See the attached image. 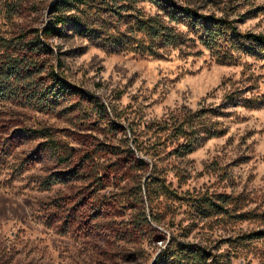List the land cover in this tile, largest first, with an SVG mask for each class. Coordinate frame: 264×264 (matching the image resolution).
<instances>
[{
  "label": "rangeland",
  "instance_id": "rangeland-1",
  "mask_svg": "<svg viewBox=\"0 0 264 264\" xmlns=\"http://www.w3.org/2000/svg\"><path fill=\"white\" fill-rule=\"evenodd\" d=\"M71 1L0 0V59L39 30L53 50L42 76L84 91L47 111L0 100V264H264V55L231 29L264 34V0H175L209 17L197 23L143 0ZM58 15L94 32L46 34ZM156 17L182 42L139 30ZM203 108L229 113L191 149L153 126ZM90 203L108 207V233L64 232V212L93 216Z\"/></svg>",
  "mask_w": 264,
  "mask_h": 264
},
{
  "label": "trees",
  "instance_id": "trees-1",
  "mask_svg": "<svg viewBox=\"0 0 264 264\" xmlns=\"http://www.w3.org/2000/svg\"><path fill=\"white\" fill-rule=\"evenodd\" d=\"M121 1H139V0H121ZM148 1L160 9L166 12V17L172 21L179 23L184 17H189L193 21L202 22L209 19L208 16L199 14L191 7L180 5L175 0H143ZM71 0H57L53 8L55 11L60 10V5H72ZM201 19V20H200ZM219 23H225L223 18L217 19ZM75 25L79 26V31H85L87 33H93L94 31L88 28H83L76 19L69 18V16L58 15L53 24L51 23L45 31L60 33L61 29L58 25ZM234 37L244 38L254 45V51L261 52L264 55V34L248 32L243 33L238 31L236 27L231 26ZM140 31H146L150 36L151 41L155 42L161 39L164 44L177 45L182 42L183 34L176 31L173 27L165 23L164 20L159 17L144 21L139 29ZM35 35L32 39L27 38L28 33H23L13 44H8L10 55H3L0 59V100H15L22 101L24 105H34L42 111L51 109L59 99L64 95L80 94L84 91L76 85H72L67 82L60 74L55 72L54 68L49 69L46 75L42 76V73L47 69V60L40 59L42 55L53 52L48 44L42 42L40 31H35ZM221 35L217 29L210 28L204 31L201 36L203 43L212 48L217 45V39ZM116 40L115 42H117ZM120 41H118L119 43ZM256 46V47H255ZM44 77L50 79V86H45L43 90L42 80ZM11 80L18 85L17 90H14L10 84ZM6 84V85H5ZM42 86V87H40ZM49 97V98H48ZM225 100L229 103H235L236 105H242L243 100L237 97L236 94H228L225 96ZM51 105V106H50ZM208 112H210L208 114ZM229 112L223 109H200L191 112L186 111L180 113L178 116H173L164 120L162 123L154 124L159 131H170L174 133L169 134L177 139V142H183L186 148L191 149L202 138L215 137L221 133V130L217 128L219 120L213 119L216 116H225ZM189 115V116H188ZM173 138V139H174ZM116 153V152H114ZM84 164V163H83ZM62 178H53L48 185L53 183H63ZM84 207L88 205L83 203ZM81 204V205H83ZM91 204V203H90ZM90 206V205H89ZM63 207V206H62ZM93 210L96 208L98 212L95 215L87 216L85 212L79 209V206H73L72 209L65 211V220L63 221L64 232L70 229L74 234H80L89 236L97 231H102L105 235L108 233L103 224L97 221L98 215L101 213H108V207L103 203L91 204ZM87 209V208H86ZM64 219V218H63ZM72 225L74 228H72ZM200 258L198 262L201 264ZM203 262V261H202ZM204 263H207L205 259Z\"/></svg>",
  "mask_w": 264,
  "mask_h": 264
}]
</instances>
